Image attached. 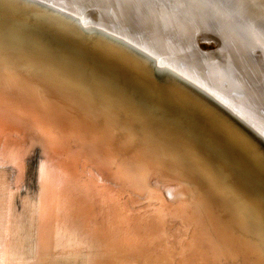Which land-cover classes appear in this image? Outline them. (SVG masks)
<instances>
[{"label": "bare ground", "instance_id": "bare-ground-1", "mask_svg": "<svg viewBox=\"0 0 264 264\" xmlns=\"http://www.w3.org/2000/svg\"><path fill=\"white\" fill-rule=\"evenodd\" d=\"M254 1L0 0V256L264 264Z\"/></svg>", "mask_w": 264, "mask_h": 264}, {"label": "rangeland", "instance_id": "rangeland-1", "mask_svg": "<svg viewBox=\"0 0 264 264\" xmlns=\"http://www.w3.org/2000/svg\"><path fill=\"white\" fill-rule=\"evenodd\" d=\"M252 1V0H251ZM256 4V7H259L258 9H257V12L258 13H260V15H261V19H260V21H259V23L257 24L258 26L260 25V27H258V33L260 34L261 32V36H263L264 37V0H255L254 2H252V4ZM258 5V6H257ZM263 6V7H262ZM262 8V9H261ZM246 14L248 15V13L249 12H252L251 11V9H247L246 10ZM251 14V13H250ZM249 14V15H250ZM252 14H253V12H252ZM216 25L217 24H214L213 25V27L211 28V29H205V32H206V34L207 35H200L199 36V38H198V40H200L201 41V45H203L205 48H207L206 50H209L210 52H220V55L223 53V51L221 52V50H223V49H226V51L227 52H230L231 53V51H229L228 49H231V48H233V46H235V45H233L232 46V44H231V46H230V38H228V36H225V33H223L224 31H220V33H222V34H224V35H222V34H218V33H216L215 31H217L218 32V30L217 29H215L216 28ZM218 26V25H217ZM246 26V25H245ZM250 26V25H249ZM220 27V26H219ZM222 27H226L225 25H222ZM227 28V27H226ZM247 28V27H246ZM214 29H215V31H214ZM222 29V28H221ZM261 29V30H260ZM223 30V29H222ZM204 31V30H203ZM197 32H201V33H203L202 31H197ZM196 32V33H197ZM254 34H257V33H255L254 32ZM211 36V40H213V43L212 44H207V41H206V39L205 38H210V36ZM207 36V37H206ZM213 36H215V38L213 37ZM213 37V38H212ZM262 37V38H263ZM201 38H204V40L203 39H201ZM250 39V38H249ZM259 39V38H258ZM263 41V44H262V46L264 45V40H262ZM217 42V43H216ZM259 42H261V41H259ZM255 42H253L252 40L251 41H246V44L248 45V44H251V45H249L248 47V53H249V57H251L252 59H256V60H263L264 59V51H261L262 50V47L259 45V44H257V46L254 44ZM207 44V45H206ZM245 44V45H246ZM261 44V43H260ZM217 45H219V46H217ZM260 47H259V46ZM217 46V47H216ZM237 46V45H236ZM230 47V48H229ZM232 50V49H231ZM236 50H239V48H236ZM233 52L235 51V50H232ZM260 52V53H259ZM232 54V53H231ZM264 62V61H263Z\"/></svg>", "mask_w": 264, "mask_h": 264}, {"label": "water", "instance_id": "water-1", "mask_svg": "<svg viewBox=\"0 0 264 264\" xmlns=\"http://www.w3.org/2000/svg\"><path fill=\"white\" fill-rule=\"evenodd\" d=\"M19 6V5H18ZM16 7H17V5H16ZM18 9V8H17ZM2 20H3V18H1ZM33 20V19H32ZM15 21V20H14ZM9 23H11V22H9ZM13 24V23H12ZM23 28H26V27H23ZM22 31H28V30H22ZM41 33V32H40ZM0 36H2L3 38H5V39H7V38H10V39H15L11 34H5V33H0ZM199 34H197V33H195L194 35H190L189 37H188V39L190 40V42H193V44H194V46L197 48V46H196V41H197V38H199ZM140 38L141 39H144V36H140ZM24 42L26 43V40H24ZM201 51V50H200ZM201 53L202 54H206V52H202L201 51ZM0 169H1V166H0ZM33 198V197H32ZM35 199V198H34ZM20 206H22V204H21V202H20ZM88 233H90L89 231H87V234ZM81 234H84L83 232H81ZM86 235V234H85ZM92 235V234H91ZM92 244L94 243V242H91Z\"/></svg>", "mask_w": 264, "mask_h": 264}, {"label": "snow or ice", "instance_id": "snow-or-ice-1", "mask_svg": "<svg viewBox=\"0 0 264 264\" xmlns=\"http://www.w3.org/2000/svg\"><path fill=\"white\" fill-rule=\"evenodd\" d=\"M2 206H3V198L0 197V207ZM0 264H10V262L6 258H3L2 256H0Z\"/></svg>", "mask_w": 264, "mask_h": 264}]
</instances>
